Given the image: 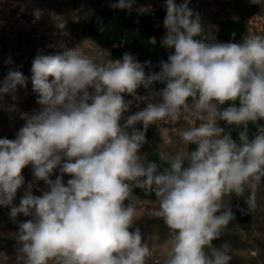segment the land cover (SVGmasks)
I'll return each instance as SVG.
<instances>
[{
	"label": "clouds",
	"instance_id": "obj_1",
	"mask_svg": "<svg viewBox=\"0 0 264 264\" xmlns=\"http://www.w3.org/2000/svg\"><path fill=\"white\" fill-rule=\"evenodd\" d=\"M190 3L165 0L160 43L174 52L159 62V71L146 72L151 62L142 64L130 53L113 60L101 50L108 58L99 59L82 54L81 45L63 43L54 55L38 50L31 83L39 107L21 114L25 123L14 140L0 139V207L10 208L17 224L21 264H146L151 252L134 227V189L155 196V215L169 229L163 264H229V242L213 244L235 218L224 198L249 189L250 209L264 178V35L236 42L233 32L232 41L218 42L214 26L206 28ZM135 4L115 0L109 7L131 13ZM44 14L33 10L37 21ZM47 15L65 35L66 20L53 11ZM27 83L18 67H10L0 80V101H15ZM157 84L164 87L156 90ZM141 87L148 95L138 94ZM189 100L203 115L198 125L180 131L184 147L160 152L163 168L145 159L148 128L163 120L176 124ZM133 106L138 110L125 117ZM249 125L256 128L251 135ZM231 129L238 130V140ZM28 167L33 179L25 187ZM20 215L28 219L18 221Z\"/></svg>",
	"mask_w": 264,
	"mask_h": 264
},
{
	"label": "rangeland",
	"instance_id": "obj_2",
	"mask_svg": "<svg viewBox=\"0 0 264 264\" xmlns=\"http://www.w3.org/2000/svg\"><path fill=\"white\" fill-rule=\"evenodd\" d=\"M177 4L183 0H175ZM137 9H158L165 6V0H138ZM190 7L201 15L203 24L214 26L213 35L218 34L219 25L226 19L244 20L247 27V35H264V0H258L257 4L251 0H191ZM34 9H41L45 14L40 20H35ZM92 10L89 0H0V80L7 74L10 67H18L28 78L27 87H21L16 93V100L5 97L0 101V139L8 138L14 140L19 129L25 121L21 114L31 113L38 108L36 94L33 92L31 83L32 61L42 50L45 55H54L63 51L61 43L69 48L80 46L81 53L89 57L107 59L100 56V51L110 53L111 46L97 44L83 36V26L91 19L93 14L86 15ZM53 11L61 15L66 23L62 26L65 35H60L59 29L55 28L47 13ZM166 33V32H165ZM162 35V37L165 35ZM161 37V38H162ZM173 49L166 51L170 54ZM11 58L12 64L7 61ZM156 90L157 88L155 86ZM141 96L148 92L141 87L138 90ZM126 100L132 99L126 96ZM188 108L176 124L168 120L159 121L157 126L152 125L146 133L147 143L142 147L141 154L145 159L156 161L161 168L167 165L159 160V153L165 152L169 155L184 147L179 133L185 127L196 126L201 122L203 114L196 113L189 101ZM14 105V110L10 106ZM145 107L144 104L140 108ZM138 109L133 106L125 117L133 114ZM123 123V121L121 122ZM142 129V125H137ZM195 145H190L189 150L194 151ZM25 187L28 181L33 179L31 167L23 170ZM57 170L52 176L54 180L59 175ZM70 179L65 175L64 180ZM40 187H44L41 182ZM24 188L18 190L13 201L19 205ZM39 195L40 193H34ZM250 190L246 189L244 194L236 196L232 194L224 198L225 207H231L238 203L242 211L248 199ZM136 203V216L134 227H139L143 240L148 242L151 255L146 259V264H163L166 254L170 248L167 244L169 229L167 226H159L158 217L155 215L159 204L153 194H144L142 197H134ZM10 208L0 207V264H21L17 259V224L9 216ZM250 219L242 223L238 218L232 219L223 229L218 240L213 241L214 246L219 247L224 241L229 242L228 254L231 259L229 264H264V184L258 183L255 191L254 207L250 208ZM28 219L23 215L17 217L18 221ZM134 230V229H132Z\"/></svg>",
	"mask_w": 264,
	"mask_h": 264
},
{
	"label": "trees",
	"instance_id": "obj_3",
	"mask_svg": "<svg viewBox=\"0 0 264 264\" xmlns=\"http://www.w3.org/2000/svg\"><path fill=\"white\" fill-rule=\"evenodd\" d=\"M137 1L134 10L129 13L124 10H115L109 7L110 2L115 0H89L90 7L94 14L83 26V36L97 44H107L111 48L113 60L122 59L125 53L133 55L138 62L144 64L151 62L152 68L145 71H159V62L167 60L169 54L161 46V37L166 32L163 21L166 15V7L148 9L140 14L137 11ZM105 31L101 32V22ZM236 34V42H239L242 35H247V27L244 20L226 19L219 25L216 40L218 42L232 41V33ZM157 88L164 85L157 84ZM191 101V100H189ZM228 106V105H226ZM261 123H264L262 121ZM221 126L229 130L228 126L221 122ZM250 135L256 131L255 126L249 125ZM234 139L238 140L237 129H231ZM264 184V178L261 181ZM143 191L134 189V197H142ZM145 194V193H144ZM159 226H166L164 221L158 217Z\"/></svg>",
	"mask_w": 264,
	"mask_h": 264
},
{
	"label": "water",
	"instance_id": "obj_4",
	"mask_svg": "<svg viewBox=\"0 0 264 264\" xmlns=\"http://www.w3.org/2000/svg\"><path fill=\"white\" fill-rule=\"evenodd\" d=\"M236 207H239V204L235 205ZM240 209V208H239ZM246 213V214H244ZM251 215H250V209H248V206H244L243 211H239L237 213V218L238 220H240L242 223H247L248 220L250 219Z\"/></svg>",
	"mask_w": 264,
	"mask_h": 264
},
{
	"label": "flooded vegetation",
	"instance_id": "obj_5",
	"mask_svg": "<svg viewBox=\"0 0 264 264\" xmlns=\"http://www.w3.org/2000/svg\"><path fill=\"white\" fill-rule=\"evenodd\" d=\"M236 204H238V203H236ZM236 204H234V205L231 206V210H232V212H233L235 218H237V213H238L239 211H241V210L239 209V207H236V206H235ZM235 218H233V220H234Z\"/></svg>",
	"mask_w": 264,
	"mask_h": 264
}]
</instances>
